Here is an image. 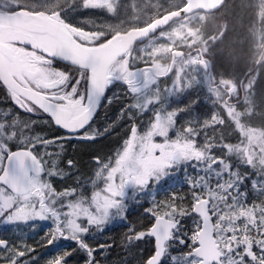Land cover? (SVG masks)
I'll return each instance as SVG.
<instances>
[{"label":"snow or ice","instance_id":"snow-or-ice-1","mask_svg":"<svg viewBox=\"0 0 264 264\" xmlns=\"http://www.w3.org/2000/svg\"><path fill=\"white\" fill-rule=\"evenodd\" d=\"M0 264H264V0H0Z\"/></svg>","mask_w":264,"mask_h":264},{"label":"bare ground","instance_id":"bare-ground-1","mask_svg":"<svg viewBox=\"0 0 264 264\" xmlns=\"http://www.w3.org/2000/svg\"><path fill=\"white\" fill-rule=\"evenodd\" d=\"M245 17L247 18V14L245 13Z\"/></svg>","mask_w":264,"mask_h":264},{"label":"trees","instance_id":"trees-1","mask_svg":"<svg viewBox=\"0 0 264 264\" xmlns=\"http://www.w3.org/2000/svg\"><path fill=\"white\" fill-rule=\"evenodd\" d=\"M245 22H246V17H245Z\"/></svg>","mask_w":264,"mask_h":264},{"label":"rangeland","instance_id":"rangeland-1","mask_svg":"<svg viewBox=\"0 0 264 264\" xmlns=\"http://www.w3.org/2000/svg\"><path fill=\"white\" fill-rule=\"evenodd\" d=\"M247 14V13H246ZM238 27H239V24H238Z\"/></svg>","mask_w":264,"mask_h":264}]
</instances>
